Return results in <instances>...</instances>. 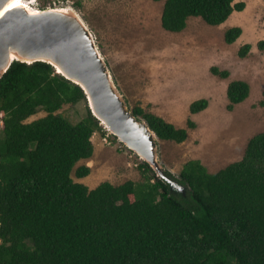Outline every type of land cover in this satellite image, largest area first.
<instances>
[{"label": "trees", "instance_id": "1", "mask_svg": "<svg viewBox=\"0 0 264 264\" xmlns=\"http://www.w3.org/2000/svg\"><path fill=\"white\" fill-rule=\"evenodd\" d=\"M245 9L238 0H165L161 24L182 32L189 18L200 17L220 26ZM242 33L228 29L225 42ZM258 48L264 50V40ZM251 49L244 44L239 57ZM250 92L249 83L231 81L227 109ZM83 101L87 114L77 122L58 113ZM208 106L199 99L189 111ZM39 112L46 115L28 121ZM132 113L160 140L181 144L196 128L192 119L178 128L140 106ZM0 119V264H264V132L249 140L241 160L215 173L193 159L179 176L163 169L158 176L143 162L141 182L90 189L73 172L90 175L89 166L75 167L92 158V138L104 128L80 86L48 63L14 61L0 79Z\"/></svg>", "mask_w": 264, "mask_h": 264}, {"label": "rangeland", "instance_id": "2", "mask_svg": "<svg viewBox=\"0 0 264 264\" xmlns=\"http://www.w3.org/2000/svg\"><path fill=\"white\" fill-rule=\"evenodd\" d=\"M238 2L246 3V9L236 16L243 21L239 26L243 33L233 44L225 42V32L237 25L212 26L200 17L189 18L182 32L166 31L161 24L165 0H34L32 7L68 9L84 20L130 111L140 106L178 128H187L189 119L196 123L195 129H188L184 143L157 140L163 170L179 176L184 164L193 159L211 173L241 160L249 140L264 132V107L260 105L264 50L258 48L264 40V0ZM247 43L252 45L251 52L240 58L238 51ZM213 67L230 76L222 79L212 74ZM233 80L249 83L251 92L229 111L227 87ZM203 98L209 99L208 108L197 115L190 113L189 104ZM58 113L77 122L86 116L87 103L65 105ZM45 115L39 112L28 121ZM102 126L104 132L92 138V158L75 167L89 166L90 175L79 179L74 170V180L90 189L103 182H141L138 167L145 160Z\"/></svg>", "mask_w": 264, "mask_h": 264}, {"label": "water", "instance_id": "3", "mask_svg": "<svg viewBox=\"0 0 264 264\" xmlns=\"http://www.w3.org/2000/svg\"><path fill=\"white\" fill-rule=\"evenodd\" d=\"M9 2L0 0V79L14 61L52 65L58 74L83 89L101 125L162 176L159 138L126 106L84 20L68 9V13L48 9L39 14L23 8L4 11ZM145 149L149 158L142 155Z\"/></svg>", "mask_w": 264, "mask_h": 264}, {"label": "bare ground", "instance_id": "4", "mask_svg": "<svg viewBox=\"0 0 264 264\" xmlns=\"http://www.w3.org/2000/svg\"><path fill=\"white\" fill-rule=\"evenodd\" d=\"M32 4H33V2H31L29 0H10V2L8 3V5L4 11L9 10V9H13V8H23L24 10H26L30 14L42 13V11H34L36 9L32 7ZM52 10H57V11L64 12V13L69 12L68 10H66L64 8H56V9H52ZM142 155L146 158H149V156L147 154V149L142 151ZM141 158H143V157H141Z\"/></svg>", "mask_w": 264, "mask_h": 264}, {"label": "crops", "instance_id": "5", "mask_svg": "<svg viewBox=\"0 0 264 264\" xmlns=\"http://www.w3.org/2000/svg\"><path fill=\"white\" fill-rule=\"evenodd\" d=\"M245 11V10H244ZM240 13H242V12H234L231 16H230V18L224 23V24H222L221 26H225V25H229V26H240V24L243 22L241 19H238L236 16H239V14ZM240 18V17H239ZM241 38V37H240ZM239 38V39H240ZM238 39V40H239ZM254 39V37H251V40H253ZM208 101H209V99H208ZM191 102V101H190ZM189 102V103H190ZM191 104V103H190ZM189 104V105H190ZM153 113V112H152ZM197 115V114H196ZM87 164V163H86ZM83 179V178H82Z\"/></svg>", "mask_w": 264, "mask_h": 264}, {"label": "built area", "instance_id": "6", "mask_svg": "<svg viewBox=\"0 0 264 264\" xmlns=\"http://www.w3.org/2000/svg\"><path fill=\"white\" fill-rule=\"evenodd\" d=\"M29 1L33 2L34 0H29ZM35 9H36V8H35ZM36 10H38V9H36ZM111 134H112V133H110V135H111ZM112 135H113V134H112ZM108 136H109V135L106 136L105 141H107Z\"/></svg>", "mask_w": 264, "mask_h": 264}]
</instances>
